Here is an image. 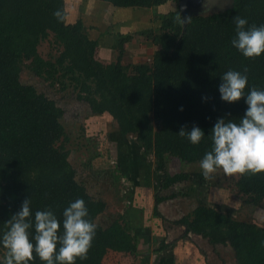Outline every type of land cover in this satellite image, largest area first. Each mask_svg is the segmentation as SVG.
<instances>
[{"label":"trees","instance_id":"obj_1","mask_svg":"<svg viewBox=\"0 0 264 264\" xmlns=\"http://www.w3.org/2000/svg\"><path fill=\"white\" fill-rule=\"evenodd\" d=\"M114 7L150 8L167 2L158 26L137 32L157 48L148 62L122 63L124 44L132 33H116L115 61L94 57L98 41L89 37L81 19L65 21L64 0H0V233L6 221L30 198L33 214L50 208L62 220L69 201L83 198L89 219L97 225L87 255L75 264H101L105 247L121 246L136 253L138 238L122 215L105 225L96 222L106 204L92 196L76 179L68 159L63 110L54 99L20 79L25 66L34 75L71 87L76 97L95 114L107 112L121 134H133L146 155L161 171L160 188L186 177L167 168L170 157L198 163L211 150L207 134L218 117L239 122L247 107L244 98H220L221 74L248 68V85L264 88V54L248 58L231 45L232 17L249 24H264V0H231L229 7L208 14H190L183 24L178 0H101ZM59 10L58 19L53 12ZM51 33L63 49L54 62L37 51L36 38ZM201 127L205 136L191 144L178 132ZM235 186L248 204L264 212V171L238 174ZM153 213L158 215L157 210ZM183 234L206 239L213 249L231 248L236 264H264V226L233 218L204 203L175 220ZM1 255L4 249L0 247ZM30 264H43L33 254Z\"/></svg>","mask_w":264,"mask_h":264},{"label":"rangeland","instance_id":"obj_2","mask_svg":"<svg viewBox=\"0 0 264 264\" xmlns=\"http://www.w3.org/2000/svg\"><path fill=\"white\" fill-rule=\"evenodd\" d=\"M88 2L93 1L64 0L65 21L76 16L86 18V30L93 38L99 27L87 10ZM194 2L188 7V15L220 11L231 4L229 0L223 8L214 5L205 11V0L199 8V1ZM115 15L120 18L118 13ZM121 21L122 25L126 24V19ZM137 27L141 28L140 25ZM35 42L39 56L46 62L56 61L63 49L51 33L38 36ZM98 48L94 53L97 60L103 63L116 60L117 49L112 47L111 55L100 58ZM20 79L34 85L62 108L60 120L67 136L65 147L76 170V179L92 196L103 199L106 204L96 222L105 225L122 215L131 232L141 238L136 253L121 246L105 247L101 264H236L229 246L218 245L213 249L201 236L183 234V226L175 223L199 203L229 213L235 219L264 226V212L248 204L238 192L235 186L238 174L226 175L218 169L204 177L199 162L187 164L170 157L167 161L169 172H183L186 177L167 188H160L161 171L156 169L154 157L143 152L133 134H121L110 114L92 113L71 87L62 89L58 83L51 84L25 66L21 69ZM153 210H157L158 215ZM143 242L147 244L146 250Z\"/></svg>","mask_w":264,"mask_h":264},{"label":"clouds","instance_id":"obj_3","mask_svg":"<svg viewBox=\"0 0 264 264\" xmlns=\"http://www.w3.org/2000/svg\"><path fill=\"white\" fill-rule=\"evenodd\" d=\"M229 0H205V11L214 5L223 8ZM53 15L61 18L56 10ZM235 35L231 45L248 58L264 54V24H249L246 17H232ZM248 68L228 69L221 74L218 85L220 98L226 102L244 98L247 107L239 122L218 117L207 133L211 150L199 161L202 175L208 177L218 169L226 175L256 174L264 171V88L248 85ZM178 134L191 144H199L206 135L199 126L190 130L181 127ZM83 198L69 201L63 209L62 220L50 208L38 209L33 214L30 198L6 221L7 228L0 233V264H30L33 254L43 264H75L83 259L91 247L97 225L89 218Z\"/></svg>","mask_w":264,"mask_h":264},{"label":"crops","instance_id":"obj_4","mask_svg":"<svg viewBox=\"0 0 264 264\" xmlns=\"http://www.w3.org/2000/svg\"><path fill=\"white\" fill-rule=\"evenodd\" d=\"M89 1L93 2L87 3V10L89 11L91 17L96 21V26L99 27L98 31H95L97 32L95 37H89L98 41V53L100 58H107L112 54V52H114L112 50V47L116 33H132L131 40L124 44L125 55L123 54L121 57V62L123 59V63L125 60L127 61L125 63H141L149 61L157 46L151 43L149 40L145 39V37H143L142 35H139L137 32L146 28H156L158 24L156 18H153V15L157 16L158 14L163 13V7H166V9L164 10L174 9L175 7V3L173 2H167L165 4L150 8H136L114 7L113 5L101 0ZM122 11H125V13ZM117 13L120 18L116 17L117 15L115 14ZM76 17V20L81 19L83 22L85 21L84 19H86L82 16ZM75 19H68L67 23H73ZM122 19H126V24L122 25L123 22H120V20ZM114 22H117V24H113ZM108 25H110L109 28L107 27ZM139 25L141 26V28L137 27ZM140 242L141 238H138V244ZM137 246V248H139V245ZM143 247L145 250L147 249V244L144 242Z\"/></svg>","mask_w":264,"mask_h":264},{"label":"water","instance_id":"obj_5","mask_svg":"<svg viewBox=\"0 0 264 264\" xmlns=\"http://www.w3.org/2000/svg\"><path fill=\"white\" fill-rule=\"evenodd\" d=\"M198 1L201 2L202 0ZM194 3V0H178V6L182 16L183 24L186 23V19L188 16V7Z\"/></svg>","mask_w":264,"mask_h":264},{"label":"flooded vegetation","instance_id":"obj_6","mask_svg":"<svg viewBox=\"0 0 264 264\" xmlns=\"http://www.w3.org/2000/svg\"><path fill=\"white\" fill-rule=\"evenodd\" d=\"M202 1H203V0H202ZM202 1L199 2V3L197 4V7H198V8H199V7H202V5H201ZM189 12H190V11H189Z\"/></svg>","mask_w":264,"mask_h":264}]
</instances>
